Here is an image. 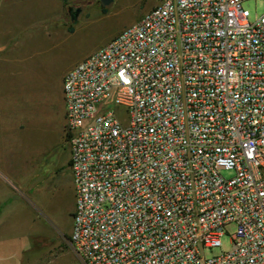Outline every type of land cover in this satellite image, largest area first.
<instances>
[{"label":"built area","instance_id":"1","mask_svg":"<svg viewBox=\"0 0 264 264\" xmlns=\"http://www.w3.org/2000/svg\"><path fill=\"white\" fill-rule=\"evenodd\" d=\"M250 1L158 0L64 75L80 264H264V12L251 21Z\"/></svg>","mask_w":264,"mask_h":264},{"label":"rangeland","instance_id":"2","mask_svg":"<svg viewBox=\"0 0 264 264\" xmlns=\"http://www.w3.org/2000/svg\"><path fill=\"white\" fill-rule=\"evenodd\" d=\"M58 1L62 4V12L55 19H48V29L65 35L70 33L69 29L74 32L76 28L74 35L62 41L58 36L53 40L41 38L36 42L29 41L23 53H28L31 57L23 61L22 65L15 64L17 70L22 66L23 72H26L23 80L25 85L31 86L26 77L30 78L33 86L37 85L36 89L29 91V97L28 90H24L23 96L25 100L28 99L27 102L30 101L32 116L38 114L48 117L46 139L50 136L55 138L59 133L60 121L53 120L54 116H59L62 108L61 77L83 59L108 44L125 28L137 23L158 4V0H113L108 6H102L99 0ZM69 9L72 12L80 9L77 23L74 25ZM243 9L248 11L250 20L253 21L255 17L263 14L264 5L260 0L250 1L243 4ZM16 93L18 97V90ZM31 126L33 127V124ZM26 128L27 125L24 126V129ZM17 129H23V126ZM43 139L44 137L41 144L44 143ZM64 142L54 147L45 157L39 172L30 183L28 196L24 199L41 227L39 230L43 232L30 235L29 246L22 252L19 264H80L68 242L70 215L66 209L69 210L70 204L67 197L71 203L72 196H68L66 190L58 195L54 194L49 190L58 188L53 185L44 186L45 180L48 184L50 180L59 179L55 178L58 175L54 170L64 165V156H67L68 151V145ZM223 175L227 176V173ZM37 182L40 185L36 184ZM37 195L42 201L41 205L38 204ZM232 230L228 229L230 232ZM230 248V238L226 235L221 238V248L207 251L206 256H217L228 252Z\"/></svg>","mask_w":264,"mask_h":264},{"label":"crops","instance_id":"3","mask_svg":"<svg viewBox=\"0 0 264 264\" xmlns=\"http://www.w3.org/2000/svg\"><path fill=\"white\" fill-rule=\"evenodd\" d=\"M61 12L62 4L58 0H0V264H19L22 252L29 246L30 235L43 232L39 230L41 227L24 199L45 157L65 140L63 95L61 89L62 108L59 116H54L53 120L60 121L59 133L55 138L50 136L46 139L48 117L38 114L32 116L30 101L27 102L28 99L25 100L23 96L24 90H28L29 97V91L36 89L37 85L33 86L29 77L26 78L31 86L25 85L23 80L26 72H23L22 66L17 70L15 64L22 65L23 61L31 57L23 53L29 41L36 42L41 38L53 40L56 36L62 41L74 35L76 28L74 32L65 35L48 29V19H55ZM20 126L23 129H17ZM64 158V165L54 170L58 175L55 178L59 179L50 180L48 184L45 180L44 186L53 185L58 188L49 190L54 194L66 190L68 196H72L71 203L67 197L69 210L64 206L70 215L69 239L74 210L69 149ZM37 201L41 205L39 195Z\"/></svg>","mask_w":264,"mask_h":264},{"label":"trees","instance_id":"4","mask_svg":"<svg viewBox=\"0 0 264 264\" xmlns=\"http://www.w3.org/2000/svg\"><path fill=\"white\" fill-rule=\"evenodd\" d=\"M71 11H72V10H71ZM69 15H70V17L72 18V19H71V20H72V24H73V25L76 24V23H77L76 19H77V17H78L79 15H78V14H76V15H71L70 13H69ZM69 32L72 33L73 30H72V29H69ZM68 241H69V239H68Z\"/></svg>","mask_w":264,"mask_h":264},{"label":"water","instance_id":"5","mask_svg":"<svg viewBox=\"0 0 264 264\" xmlns=\"http://www.w3.org/2000/svg\"><path fill=\"white\" fill-rule=\"evenodd\" d=\"M113 0H100L102 6H108Z\"/></svg>","mask_w":264,"mask_h":264},{"label":"flooded vegetation","instance_id":"6","mask_svg":"<svg viewBox=\"0 0 264 264\" xmlns=\"http://www.w3.org/2000/svg\"><path fill=\"white\" fill-rule=\"evenodd\" d=\"M99 2H100V0H99ZM69 13L71 14V15H76V14H80V9H76L74 12H72L71 11V9H69Z\"/></svg>","mask_w":264,"mask_h":264}]
</instances>
